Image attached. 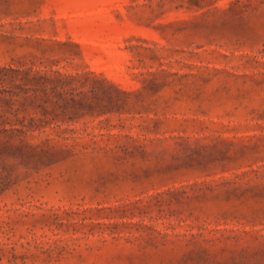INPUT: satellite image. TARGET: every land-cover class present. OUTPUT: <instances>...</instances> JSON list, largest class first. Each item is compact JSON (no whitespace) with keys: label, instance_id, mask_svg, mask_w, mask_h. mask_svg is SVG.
I'll use <instances>...</instances> for the list:
<instances>
[{"label":"rangeland","instance_id":"rangeland-1","mask_svg":"<svg viewBox=\"0 0 264 264\" xmlns=\"http://www.w3.org/2000/svg\"><path fill=\"white\" fill-rule=\"evenodd\" d=\"M0 66L93 105L0 130V264H264V0H0Z\"/></svg>","mask_w":264,"mask_h":264},{"label":"trees","instance_id":"trees-1","mask_svg":"<svg viewBox=\"0 0 264 264\" xmlns=\"http://www.w3.org/2000/svg\"><path fill=\"white\" fill-rule=\"evenodd\" d=\"M74 80L33 67L14 69L0 66V130H10V136L22 143L33 132L43 131L41 128L52 120L82 116L84 110L92 109L93 105L86 103L87 97L81 90L76 92L77 88L71 86ZM89 84L90 92L94 93L98 79L92 78ZM105 91L109 97V105L105 108L109 111L122 109L121 94L124 92L113 84H106ZM29 112L35 114L30 115ZM6 124L8 128L4 126ZM40 149L51 156L59 150L49 143H43Z\"/></svg>","mask_w":264,"mask_h":264}]
</instances>
